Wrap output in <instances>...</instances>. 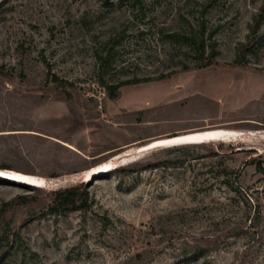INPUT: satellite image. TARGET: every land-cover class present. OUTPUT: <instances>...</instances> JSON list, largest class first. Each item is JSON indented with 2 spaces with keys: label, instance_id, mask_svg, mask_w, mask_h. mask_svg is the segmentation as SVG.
Wrapping results in <instances>:
<instances>
[{
  "label": "rangeland",
  "instance_id": "obj_1",
  "mask_svg": "<svg viewBox=\"0 0 264 264\" xmlns=\"http://www.w3.org/2000/svg\"><path fill=\"white\" fill-rule=\"evenodd\" d=\"M4 7L0 174L37 186L0 181V264H264V40L231 63L251 27L264 31V0ZM202 23L216 64L180 70L195 61L184 36ZM125 80L143 81L111 98L104 83ZM212 128L244 148L222 151L243 194L220 182L216 145L143 146ZM79 184L87 210H49L54 190ZM188 242L198 256L182 253Z\"/></svg>",
  "mask_w": 264,
  "mask_h": 264
},
{
  "label": "trees",
  "instance_id": "obj_2",
  "mask_svg": "<svg viewBox=\"0 0 264 264\" xmlns=\"http://www.w3.org/2000/svg\"><path fill=\"white\" fill-rule=\"evenodd\" d=\"M7 0H3L0 2V19L3 16V13L5 12L4 4ZM204 23L199 25V32H197L192 24H190L189 30H187L185 37V41L189 46V49L193 52L195 61L192 64H184L183 68H180V70H189L192 68H202L209 65L216 64V54L214 47L209 44L208 37L205 36L204 30H205ZM210 39V38H209ZM264 40V31L260 30L258 27H251L248 34L247 39L243 42H240V44L237 46V52L235 59L231 62L233 65H244L248 62L247 58V51L255 46L257 43ZM180 70H173L174 73L176 71ZM4 73V65L0 64V74ZM170 75V74H168ZM53 81H57L61 84V86L66 85L68 82H65L61 80L60 77H58L55 73L52 74ZM143 80H125L121 82H113V83H104V86L107 89V92L111 98H117L120 94V88L123 85L131 84V83H137L141 82ZM236 141V140H235ZM231 140L229 143H227V139H219V140H213L209 141L208 143L210 145H216V149L212 148L210 151L209 156H217L215 160L212 161V167H216V172L218 175H223L224 178L220 181L225 187H227L230 191L233 193L240 195L244 193V188L241 186L240 182L238 181V170L235 169L231 164L227 163L225 161V156L227 153H222L225 146L231 147L230 154H233L238 151L244 150V148L241 147V145L235 146L236 142ZM206 143V142H204ZM238 148V149H236ZM229 154V153H228ZM200 157V156H198ZM260 169L264 168L262 167V163L260 161L257 162ZM161 165V162H156L148 165H142L140 163H135L134 165H122V166H116L114 171L119 176H129L134 173H139L143 169L147 168H154ZM211 167V168H212ZM231 174H235V177H230ZM0 181L5 182H12V183H18L19 181H15L3 176H0ZM20 185L34 189V185L28 184V183H22L19 182ZM246 192V191H245ZM90 207L89 203V193L87 189L82 188L81 184L79 185H73L63 188H58L54 190V198L53 202L49 207V210L52 213H67L71 210H82L85 211ZM236 227V226H235ZM8 240V243L10 240L5 236H0V242L1 240ZM11 245V244H10ZM188 245L190 248H183L182 253L187 254L191 253L194 256H198L199 245L198 244H191L188 242ZM138 255H141V252L138 253Z\"/></svg>",
  "mask_w": 264,
  "mask_h": 264
},
{
  "label": "water",
  "instance_id": "obj_3",
  "mask_svg": "<svg viewBox=\"0 0 264 264\" xmlns=\"http://www.w3.org/2000/svg\"><path fill=\"white\" fill-rule=\"evenodd\" d=\"M203 134L202 136L196 137V138H183L180 140H175L174 138L178 137L177 135L173 134L170 135V137H166L164 140L168 141L167 143L169 145H174V146H180V145H186V144H194L192 142H209V141H213L216 139H219L220 137L223 138L225 136H228L229 134V130H224V129H207L204 131H199V132H195L194 134ZM189 135V134H186ZM185 135V136H186ZM166 142L164 144H167ZM163 143H158L157 141L149 144L152 146H157ZM199 144V143H197ZM157 147H161V146H157ZM3 176V175H1ZM6 178L12 179L10 177L4 176Z\"/></svg>",
  "mask_w": 264,
  "mask_h": 264
},
{
  "label": "bare ground",
  "instance_id": "obj_4",
  "mask_svg": "<svg viewBox=\"0 0 264 264\" xmlns=\"http://www.w3.org/2000/svg\"><path fill=\"white\" fill-rule=\"evenodd\" d=\"M212 129H221V128H212ZM205 130H207V129H205ZM200 131H204V130H200ZM195 132H199V131H193L192 132V134H190V133H186V134H189V135H186V134H184V135H179V134H175V135H177L178 137H176V138H174L175 140H180V139H183V138H196V137H199V136H195L194 135V133ZM198 134V133H197ZM186 135V136H185ZM199 135H203V134H199ZM167 137H170V136H167ZM166 137H161V138H158V139H155V140H152V141H150L149 143H147V144H144L143 146H149V144H151V143H153V142H155V141H157L158 143H167L168 141H166V140H164ZM195 143H199V142H195ZM168 144V143H167ZM162 144H160V145H157V146H161ZM152 146V145H151ZM157 146H154V147H157ZM153 147V148H154ZM0 175H3V174H0ZM3 176H6V175H3ZM7 177H9V176H7ZM15 177V176H14ZM10 178H12V177H10ZM14 179V178H13ZM15 180H17V179H15ZM28 181V180H27ZM28 183V182H27ZM31 184H33V183H31ZM34 185H36L37 186V184H34Z\"/></svg>",
  "mask_w": 264,
  "mask_h": 264
}]
</instances>
